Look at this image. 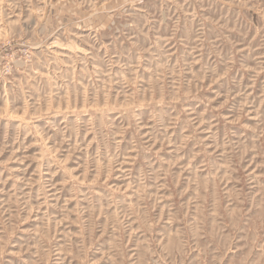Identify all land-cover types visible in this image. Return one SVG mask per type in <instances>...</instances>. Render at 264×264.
I'll return each mask as SVG.
<instances>
[{
    "label": "rangeland",
    "instance_id": "1",
    "mask_svg": "<svg viewBox=\"0 0 264 264\" xmlns=\"http://www.w3.org/2000/svg\"><path fill=\"white\" fill-rule=\"evenodd\" d=\"M0 264H264V0H0Z\"/></svg>",
    "mask_w": 264,
    "mask_h": 264
}]
</instances>
